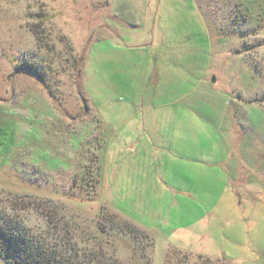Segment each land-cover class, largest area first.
Returning <instances> with one entry per match:
<instances>
[{
  "label": "rangeland",
  "instance_id": "1",
  "mask_svg": "<svg viewBox=\"0 0 264 264\" xmlns=\"http://www.w3.org/2000/svg\"><path fill=\"white\" fill-rule=\"evenodd\" d=\"M12 203L124 264H264V0H0Z\"/></svg>",
  "mask_w": 264,
  "mask_h": 264
},
{
  "label": "trees",
  "instance_id": "2",
  "mask_svg": "<svg viewBox=\"0 0 264 264\" xmlns=\"http://www.w3.org/2000/svg\"><path fill=\"white\" fill-rule=\"evenodd\" d=\"M42 202L53 205L50 199ZM11 210L8 213L0 210V258L5 264H124L102 249L97 252L95 247L90 248L85 239L75 240L68 230L58 242L52 243L51 230H58L57 227L50 229L47 225L43 230L30 226L24 205L17 209V203H12ZM143 236L148 238L145 233Z\"/></svg>",
  "mask_w": 264,
  "mask_h": 264
}]
</instances>
